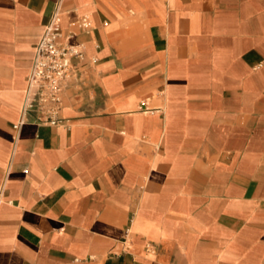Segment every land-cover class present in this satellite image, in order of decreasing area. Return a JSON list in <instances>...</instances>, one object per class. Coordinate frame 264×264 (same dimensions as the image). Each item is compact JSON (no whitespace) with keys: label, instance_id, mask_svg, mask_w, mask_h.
I'll list each match as a JSON object with an SVG mask.
<instances>
[{"label":"crops","instance_id":"crops-1","mask_svg":"<svg viewBox=\"0 0 264 264\" xmlns=\"http://www.w3.org/2000/svg\"><path fill=\"white\" fill-rule=\"evenodd\" d=\"M56 1L0 0V264H264V0H64V122L14 131Z\"/></svg>","mask_w":264,"mask_h":264},{"label":"built area","instance_id":"built-area-1","mask_svg":"<svg viewBox=\"0 0 264 264\" xmlns=\"http://www.w3.org/2000/svg\"><path fill=\"white\" fill-rule=\"evenodd\" d=\"M74 16L70 25H76L84 33L92 27L90 14L78 15L75 10H65L64 0H57L50 21L39 36L33 59L27 75L25 102L20 109L17 121L12 125L14 131L26 123L29 111H35L40 125L55 127L64 121L61 118L62 93L71 81L76 80V62L84 59L81 44L71 45L69 35H63L61 26L63 16ZM7 173L0 183V205L4 200Z\"/></svg>","mask_w":264,"mask_h":264}]
</instances>
